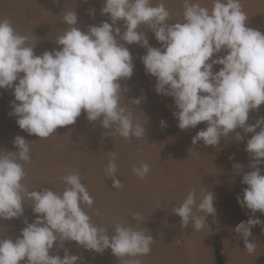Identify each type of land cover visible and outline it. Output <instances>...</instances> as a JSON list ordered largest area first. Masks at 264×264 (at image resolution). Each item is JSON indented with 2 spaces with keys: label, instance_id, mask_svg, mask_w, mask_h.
Returning a JSON list of instances; mask_svg holds the SVG:
<instances>
[{
  "label": "clouds",
  "instance_id": "1",
  "mask_svg": "<svg viewBox=\"0 0 264 264\" xmlns=\"http://www.w3.org/2000/svg\"><path fill=\"white\" fill-rule=\"evenodd\" d=\"M101 13L111 23L89 25L85 32L76 26V12L67 11L63 16L67 27L55 41L62 47L41 55L35 54L29 35L0 18V89L13 90L9 115L17 117L19 128L47 139L58 127L75 124L83 110L89 122L98 121L112 135L129 142L144 137L145 128L134 120L119 82L134 72L133 56L125 45L139 44L146 49L141 61L145 73L156 78V93L174 99L179 129L206 122V128L192 138L193 145L202 140L205 146L215 147L236 129L254 133L245 148L253 170L243 175L247 187L237 202L253 216L264 213V174L258 167L264 164V117L246 123L250 111L264 104V33L246 26L248 17L240 0H213L211 9L183 0L182 19L172 24L167 23L171 16L165 4L154 6L152 0H104ZM142 28L153 32L161 46H150ZM222 51L226 55L220 56ZM214 65L222 67L214 72ZM142 99L130 103L139 105ZM161 125L167 126L166 121L161 120ZM235 139L243 137L236 133ZM13 143L16 151H0V220L21 217L26 200L32 202L36 219L25 220L26 227L15 241L0 239V264H78L81 258L67 249L63 258L49 254L54 245L63 248L68 241L97 253L111 249L123 264H142L137 257L149 255L154 243L148 232L116 223L109 234L107 227L94 223L82 208H91L94 199L79 171L62 178L67 185L62 193L46 187L30 191L23 182L24 165L31 162L29 142L18 135ZM234 168L242 172L244 166L237 163ZM132 171L143 179L150 165L133 166ZM105 172L113 188L123 187L116 176L115 153ZM172 212L181 218L182 228L191 223L202 230L208 216L216 214L214 193L207 191L198 199L193 189ZM131 215L144 221L139 213ZM262 223L249 218L235 227L249 254L256 250V243L249 242L251 229ZM175 243L180 246L183 241L178 238Z\"/></svg>",
  "mask_w": 264,
  "mask_h": 264
},
{
  "label": "bare ground",
  "instance_id": "2",
  "mask_svg": "<svg viewBox=\"0 0 264 264\" xmlns=\"http://www.w3.org/2000/svg\"><path fill=\"white\" fill-rule=\"evenodd\" d=\"M160 2L170 12L171 20L167 23L182 19L183 0H152L154 6ZM192 2L209 9L213 4V0ZM240 3L248 17L246 26L264 33V0H240ZM103 7L104 0H59L58 3L54 0H0V18L9 19L21 34L29 35L30 43L35 44V54L41 55L46 50H59L62 47L55 41L67 27L63 22L67 11L76 12V26L86 32L89 25L99 26L103 21L111 23L109 16L101 13ZM90 10L94 11L93 15L89 14ZM117 26L123 31V21L117 22ZM141 30L146 32L150 46H161L153 32L146 28ZM125 46L133 56L134 72L130 79H121L119 82L124 90L125 102L132 107L130 110L134 120L145 128L144 137L132 138L129 142L119 135H112L111 130L104 129L98 121L89 122L83 110L75 124L58 127L56 133L47 139L29 135L19 128L17 117L9 115L12 110L10 101L14 100L13 90L0 89V151H16L13 141L18 135L29 142L31 162L24 165L27 175L23 182L30 191L46 187L62 193L67 187L62 178L79 171L90 196L93 199L97 197V205L103 207L97 212L102 224L100 226L107 227L111 234L114 225L121 223L148 232L153 237L150 254L137 257L142 264H218L213 240H217L222 247L221 264H264V223L251 229L249 242L256 243V250L252 254L245 250L243 238L235 232L236 225L249 218H259L264 222V213L257 211L253 216L251 210L241 207L237 202V196L242 198L243 189L247 187L242 183L243 175L253 170L249 167L251 158L245 148L247 140L254 133L236 129L227 137H221L215 147L205 146L202 140L193 145L192 138L206 128V122H201L196 128L179 129L178 121L173 116V112L177 111L174 99L157 94L156 78L145 73L141 57L146 54V49L139 44ZM219 55H226V52L222 51ZM221 67L214 65L213 71ZM141 97L144 99L139 105L130 103L132 99ZM261 117H264V104L258 110L250 111L246 123L255 124ZM161 120L166 121L167 126H162ZM259 130L256 129L257 132ZM186 132L188 134L184 135ZM236 133L243 137L241 141L235 139ZM112 151L116 156V176L123 187L115 188L111 195L110 191L113 190L109 191V186L111 189L113 186L108 184H112V180L106 177L105 169L112 158ZM233 155L234 159H229ZM143 163L150 165V172L141 179L132 169ZM237 163L244 166L242 172L234 168ZM258 167L264 174V164ZM103 180L107 181V184L104 182L105 187ZM193 189L198 199L207 191L214 193L216 214H210L206 226L199 231L191 223L182 228L181 218L172 212V208L179 206ZM31 203L30 200L25 201L21 217L0 220V239L15 241L20 236V229L24 228L25 220L27 223L34 222L36 214L33 213ZM112 205L113 216L118 217L114 218L116 221L111 215ZM84 209L88 210L83 206ZM132 212L139 213L144 221L141 223L134 219ZM178 238L183 241L180 246L175 243ZM70 242H65L63 248L54 245L49 254L55 255L56 251L63 254L65 249L68 253L72 252ZM76 245V248L73 245V253L76 250L77 254L81 250L77 251ZM110 250L106 249L103 254L109 255ZM85 252L79 256L86 254L95 258L97 264H104L101 258L106 255L102 257L101 253L96 254L91 250L90 256L88 251ZM115 258L117 262L118 258ZM93 259H90L91 262ZM83 260L85 262L88 259ZM120 263L123 264V261L116 264ZM20 264L25 262L21 261Z\"/></svg>",
  "mask_w": 264,
  "mask_h": 264
},
{
  "label": "rangeland",
  "instance_id": "3",
  "mask_svg": "<svg viewBox=\"0 0 264 264\" xmlns=\"http://www.w3.org/2000/svg\"><path fill=\"white\" fill-rule=\"evenodd\" d=\"M187 134H188V132H186V134H184V135H187ZM112 150L115 151V149H112ZM112 153H113V151H112ZM118 164L121 165L120 162H118ZM118 166H119V165H118ZM118 172H119V171H118ZM106 180H107V179H106ZM106 180H105V181H106ZM105 181H104V180L102 181V182H103L102 184H104L103 187H105V185L107 184V181H106V184L104 183ZM110 182H111V180H110ZM112 184H113V182H112ZM112 184L110 183V184H108V185H112ZM112 188H113V187H112ZM114 189H115V188L111 189V187L109 186V191H110V190H113V191H110V192H111V195L114 193ZM95 197H96V196H95ZM96 198H97V197H96ZM96 198L94 199L95 204H93L92 207H91L90 209H89V207H86L85 205H83L84 208H86V210H87V208H88V210H87L88 212L85 211V209H84V211H85V212L91 217V219H92V221H93L94 223H96V224H98V225H102L101 222H100V220H99V217H98V213H99L98 210H100V209L103 208V207H101L100 205H97L98 203H97V201H95ZM83 206H82V208H83ZM93 207H94V208H93ZM98 207H99V209H98ZM92 208H93V209H92ZM112 208H113V205H112V207H110L111 211H112ZM94 210H95V211H94ZM96 210H97V211H96ZM97 212H98V213H97ZM94 213H95V214H94ZM96 213H97V215H96ZM111 213H112L111 215H112V218H113V219H114V218L118 219V217H116L115 215H114L115 217L113 216V214H114L113 211H112ZM96 217H97V218H96ZM94 218H95V219H94ZM96 219L99 220V222H98ZM116 219H114V220L116 221ZM211 222H212V217L209 218V223H211ZM23 227H26V223L24 224ZM21 228H22V227H21ZM21 230H22V229H20V232H21ZM212 234L215 235V233H214L213 230H212ZM69 242H70V241H69ZM70 243L72 244V246H71V248H70V249L72 250V252H71L70 249H69V251H70L69 254H70V255H74V254H75V255L79 256V254H80L81 252L86 251L85 253H87V251H88L89 253H87V254H90V256H91V250H86V249H84L83 247H79V245H78V247H77V251H78V250H79V251L81 250V252H77V254H76V250H75V253H73V252H74L73 247L75 246V248H76V246H77L76 244H77V243L74 242V241H73V242L71 241ZM75 243H76V244H75ZM212 244H214V245H213V248H214V250H215V252H216L217 262H218V264H221V263H222V253H221V249H222V247H221V245L219 244V242H218L217 240H213V241H212ZM73 245H74V246H73ZM214 246H215V247H214ZM75 248H74V249H75ZM78 248H80V249H78ZM81 248L84 249V250L82 251ZM110 251H111V250H110ZM63 252H64V251H63ZM63 252H62V253H63ZM94 252H95V251H94ZM56 253H57V254H55V255H59L61 258H63L64 254H65V253H63V254H58V253H59L58 251H56ZM104 253H106V252H104ZM111 253H112V252H111ZM111 253L108 255V253H107V254H103V253L100 254V253H97V252H96V254H100L101 256H102V255H103V256L106 255V257H103V256H102L103 258H101V259H103L102 261H104V262H103L104 264H116L117 262L120 261V259L117 257L118 259H117V262H116V258H115L116 256H115V255H114L115 257L112 256L113 253H112V255H111ZM81 254H84V253H81ZM85 255H86V254H85ZM85 255H84V256H85ZM107 255H108V258H107ZM84 256H83V255H82V256H81V255L79 256V257L82 259V260H81V259H80V260L83 261V262H81V261L79 260V261H80V263L78 262L79 264H81V263H82V264H83V263H84V264H86V263H88V264H93V261L95 262V258H94V259H93V257L90 258L89 255H86V257L84 258ZM94 256H95V255H94ZM101 256H100V257H101ZM88 257H89V258H88ZM98 257H99V256H98ZM110 257H112V259H111ZM105 258H107V259L105 260ZM83 259H88V260H86L87 262H86V261L84 262ZM90 259H93L92 262H91ZM220 260H221V261H220ZM89 261H90V262H89ZM105 261H106V262H105ZM108 261H109V262H108ZM113 261H114V263H113ZM110 262H111V263H110ZM95 263H96V262H95ZM95 263H94V264H95ZM96 264H97V263H96ZM120 264H122V263H120Z\"/></svg>",
  "mask_w": 264,
  "mask_h": 264
}]
</instances>
